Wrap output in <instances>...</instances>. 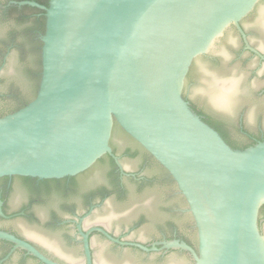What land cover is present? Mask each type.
Masks as SVG:
<instances>
[{"label":"water","instance_id":"95a60500","mask_svg":"<svg viewBox=\"0 0 264 264\" xmlns=\"http://www.w3.org/2000/svg\"><path fill=\"white\" fill-rule=\"evenodd\" d=\"M258 1L48 0L47 7L21 2L45 12L41 78L33 100L0 117V177L81 173L111 155L116 123L168 173L187 205L197 250L177 241L165 248L189 252L194 264H264L258 224L264 141L232 149L183 97L198 59L201 82L189 87L196 102L216 109L230 104L234 112L244 106L253 127L264 115L252 96L264 86L263 71L253 77V62L218 72L199 60L213 51L231 59L234 52L224 44L233 39L215 43L230 25L242 34L238 22ZM5 104L0 100V108ZM0 238L56 264L5 233ZM167 264L188 263L174 258Z\"/></svg>","mask_w":264,"mask_h":264},{"label":"flooded vegetation","instance_id":"af4514ba","mask_svg":"<svg viewBox=\"0 0 264 264\" xmlns=\"http://www.w3.org/2000/svg\"><path fill=\"white\" fill-rule=\"evenodd\" d=\"M27 1L35 2L0 0V100L6 97V88L22 66L20 47L26 46L29 54L22 37L24 25L11 17L14 8H35L20 5ZM238 25L242 34L230 25L215 43L233 39L224 44L234 52L231 59L213 51L199 60H207L218 72L229 70L235 63L253 62L252 76L258 77L261 70L264 77V0H259ZM37 38L41 40V35ZM197 61L189 70L183 90L193 111L203 120L212 121L228 143L264 141V115L253 127L244 106L234 112L228 110L230 104L216 109L206 101L196 102L189 87L201 82ZM252 96L257 110L264 114V86ZM113 129L111 155H103L74 176L0 177V232L28 244L56 264H87V257L91 264H98L99 259L101 264H128L124 261L127 258L136 264H167L174 258L194 264L189 252L165 248L166 243L177 241L197 250L196 230L183 197L168 173L138 143L121 129L115 133ZM99 214H108V219L94 220ZM258 224L264 234V205L259 210ZM140 231L144 232L142 236L138 235ZM0 264L44 263L31 251L0 238Z\"/></svg>","mask_w":264,"mask_h":264},{"label":"trees","instance_id":"16d2710c","mask_svg":"<svg viewBox=\"0 0 264 264\" xmlns=\"http://www.w3.org/2000/svg\"><path fill=\"white\" fill-rule=\"evenodd\" d=\"M38 4L48 6V0H34ZM11 17L18 21L24 29L22 37L26 39L29 47V54L26 46H21L19 49V60L22 66L17 70V76L6 88V97L2 100L6 104L0 108V117L6 114L13 113L18 109L27 105L34 99L41 78V48L42 42L37 38V34L43 35L45 32L46 18L44 12L35 8L22 7L21 10L12 9ZM35 13H41V16H33ZM6 112V113H5ZM210 127L219 133L221 138L232 148L244 150L255 144H232L228 143L220 129L210 120H204ZM120 128L115 123L113 133L119 132Z\"/></svg>","mask_w":264,"mask_h":264}]
</instances>
